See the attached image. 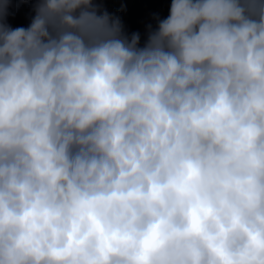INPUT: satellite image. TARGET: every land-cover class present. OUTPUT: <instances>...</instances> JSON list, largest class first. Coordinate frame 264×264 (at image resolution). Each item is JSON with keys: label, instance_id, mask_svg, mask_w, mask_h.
<instances>
[{"label": "clouds", "instance_id": "obj_1", "mask_svg": "<svg viewBox=\"0 0 264 264\" xmlns=\"http://www.w3.org/2000/svg\"><path fill=\"white\" fill-rule=\"evenodd\" d=\"M0 0V264H264V0Z\"/></svg>", "mask_w": 264, "mask_h": 264}, {"label": "trees", "instance_id": "obj_2", "mask_svg": "<svg viewBox=\"0 0 264 264\" xmlns=\"http://www.w3.org/2000/svg\"><path fill=\"white\" fill-rule=\"evenodd\" d=\"M171 3L172 0H99L97 5L110 14L118 16L129 37L132 33H139L143 46L147 40L149 26L155 30L158 20L168 17ZM33 7L34 0L22 3L15 18L9 20L10 25L13 28L28 27Z\"/></svg>", "mask_w": 264, "mask_h": 264}, {"label": "rangeland", "instance_id": "obj_3", "mask_svg": "<svg viewBox=\"0 0 264 264\" xmlns=\"http://www.w3.org/2000/svg\"><path fill=\"white\" fill-rule=\"evenodd\" d=\"M98 1H99V0H96V3H97V4H98Z\"/></svg>", "mask_w": 264, "mask_h": 264}]
</instances>
